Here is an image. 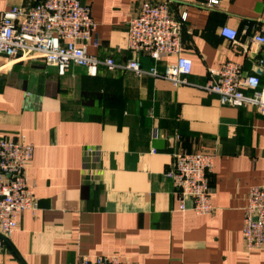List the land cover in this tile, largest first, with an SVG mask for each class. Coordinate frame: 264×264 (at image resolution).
Segmentation results:
<instances>
[{"label":"crops","instance_id":"1","mask_svg":"<svg viewBox=\"0 0 264 264\" xmlns=\"http://www.w3.org/2000/svg\"><path fill=\"white\" fill-rule=\"evenodd\" d=\"M42 1L0 0V14ZM81 1L91 8L101 42L88 53L124 65L132 59L130 20L143 2L165 0ZM207 1L170 6L175 19L187 15L189 86L175 89L103 67L94 77L78 67L60 76L41 61L0 58V138L23 136L34 146L27 183L39 203L18 217L0 264H75L101 256L132 264H264V252L247 254L242 241L249 191L264 183V117L221 105L201 88L209 71L232 62L257 75L264 89V48L245 56L220 36L228 27L250 44L264 22V0H219L213 8ZM140 61L162 71L175 59ZM196 153L214 157L215 210L207 216L181 212L165 175L176 155Z\"/></svg>","mask_w":264,"mask_h":264},{"label":"built area","instance_id":"2","mask_svg":"<svg viewBox=\"0 0 264 264\" xmlns=\"http://www.w3.org/2000/svg\"><path fill=\"white\" fill-rule=\"evenodd\" d=\"M172 0L153 4L143 2L128 25L127 49L132 59L120 65L112 58L100 60L88 53L99 48L91 8L81 0H44L33 6H16L0 14V58L17 61H41L55 68L60 76L72 67L83 68L96 76L99 68L118 70L137 78H154L168 82L175 89L191 85L192 61L184 56L182 33L187 15L180 20L171 13ZM219 0H208L207 8L218 6ZM220 36L238 46L245 56L264 48V22L253 33L250 44H242L235 29L224 27ZM254 48V50H253ZM141 56L159 64L168 58L174 63L162 71L156 66L145 69ZM262 63V62H260ZM201 88L218 97L221 105L253 108L264 117V89L257 75H247L242 66L226 62L220 70H211ZM95 150H88L94 153ZM34 158V146L17 139L0 138V256L17 230L18 217L26 211L36 212L39 203L34 188L27 183V173ZM214 157L210 154H180L165 175L173 185L181 212L198 216L211 215V176ZM191 203L190 208L188 203ZM243 248L247 254L264 252V183L250 189L242 225ZM75 264H132L120 258L101 256L80 258Z\"/></svg>","mask_w":264,"mask_h":264}]
</instances>
